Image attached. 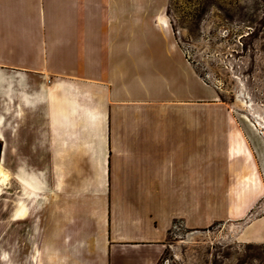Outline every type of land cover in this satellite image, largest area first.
I'll return each instance as SVG.
<instances>
[{"label":"crops","instance_id":"obj_1","mask_svg":"<svg viewBox=\"0 0 264 264\" xmlns=\"http://www.w3.org/2000/svg\"><path fill=\"white\" fill-rule=\"evenodd\" d=\"M166 6L0 0V264H159L219 223L264 245L260 162Z\"/></svg>","mask_w":264,"mask_h":264},{"label":"rangeland","instance_id":"obj_2","mask_svg":"<svg viewBox=\"0 0 264 264\" xmlns=\"http://www.w3.org/2000/svg\"><path fill=\"white\" fill-rule=\"evenodd\" d=\"M163 1L172 41L244 130L264 186V0ZM160 35L141 44L167 46V35ZM262 212L264 203L251 217ZM243 226L219 223L192 232L175 227L159 264H264V245L239 239Z\"/></svg>","mask_w":264,"mask_h":264}]
</instances>
